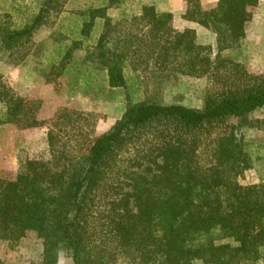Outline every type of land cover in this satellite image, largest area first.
Segmentation results:
<instances>
[{
  "label": "trees",
  "instance_id": "trees-1",
  "mask_svg": "<svg viewBox=\"0 0 264 264\" xmlns=\"http://www.w3.org/2000/svg\"><path fill=\"white\" fill-rule=\"evenodd\" d=\"M67 1L43 0L0 44L12 50L30 41ZM185 1L182 18L216 33V55L194 28H175L172 12L143 4L126 28L107 14L125 0H108L82 12L78 36L58 47L50 69L64 74L101 19L88 59L106 71L110 87H127L126 64L152 63L165 74L206 77L200 107L129 99L122 116L95 134L90 114L63 107L40 120L41 101L0 86L1 123L48 127L50 156L20 158L14 177L0 176V240L13 247L36 232L43 258L32 264H56L61 252L73 264H264V182L239 180L253 166L241 129L255 127L247 118L264 107V73L222 54L246 37L259 0H217L209 8ZM0 264L7 263L0 257Z\"/></svg>",
  "mask_w": 264,
  "mask_h": 264
},
{
  "label": "rangeland",
  "instance_id": "rangeland-1",
  "mask_svg": "<svg viewBox=\"0 0 264 264\" xmlns=\"http://www.w3.org/2000/svg\"><path fill=\"white\" fill-rule=\"evenodd\" d=\"M42 1L0 0V40L7 29L21 27L29 21L38 12ZM148 2L125 0L121 6L108 7L107 14L113 21H121V27L128 28L135 24L132 15L140 14L142 5L150 4ZM216 2L209 0L208 5ZM107 4L108 0H68L65 11L60 16L49 18L30 41L12 50L0 44V86L4 84L20 96L41 101L37 112L40 120L52 118L63 107L90 114L95 124V134L108 130L122 116L129 99L178 102L200 107L209 87L206 77L173 71L165 74L152 63L148 69H134L126 64L127 87H110L106 71L88 59L89 51L103 27L101 19L97 21L92 36L82 40L81 46L72 51L71 63L64 74L56 76V72L51 71L52 63L59 59L56 56L58 47L70 45L74 37L78 36L77 32L84 21L82 12L90 6ZM123 13L129 14V17H124ZM173 25L183 29L179 17L173 20ZM214 33L209 30L207 35H197L200 43L211 45L213 56L218 52ZM222 54L242 63L252 73H264V0H259L253 9L247 36L237 47L224 50ZM48 74L53 81H47ZM2 106L0 102V116ZM247 122L256 125L241 129L251 143L253 166L239 180L242 184L260 183L264 182V107L251 113ZM47 131V126L22 128L13 123L0 122V176L7 179L14 177L20 158H48ZM43 242V238L34 231L27 232L13 247L7 241L0 240V257L7 264L40 263L43 258ZM56 264L73 262L61 252Z\"/></svg>",
  "mask_w": 264,
  "mask_h": 264
},
{
  "label": "crops",
  "instance_id": "crops-1",
  "mask_svg": "<svg viewBox=\"0 0 264 264\" xmlns=\"http://www.w3.org/2000/svg\"><path fill=\"white\" fill-rule=\"evenodd\" d=\"M208 1L209 0H201V4L204 8H209V7L216 4L215 3V4L210 6V5H208ZM211 1H215V0H211ZM148 3L155 5V7L159 11H170V12H172L174 15L175 21H176L177 17L180 18L182 25H183V29L186 27L194 28L197 32V35H199V36H200V34L207 35V32H209V30H210L207 27L202 26L196 22L185 20L182 18V15L185 12L186 7H187L185 0H149ZM214 35H215L214 39H216V34L214 33Z\"/></svg>",
  "mask_w": 264,
  "mask_h": 264
}]
</instances>
